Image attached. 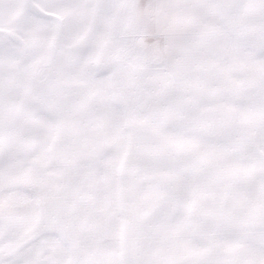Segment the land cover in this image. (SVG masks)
Returning <instances> with one entry per match:
<instances>
[{
    "label": "snow or ice",
    "instance_id": "6c2138e0",
    "mask_svg": "<svg viewBox=\"0 0 264 264\" xmlns=\"http://www.w3.org/2000/svg\"><path fill=\"white\" fill-rule=\"evenodd\" d=\"M0 264H264V0H0Z\"/></svg>",
    "mask_w": 264,
    "mask_h": 264
}]
</instances>
